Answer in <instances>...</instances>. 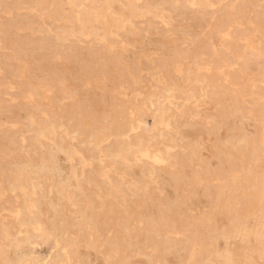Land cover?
<instances>
[{
  "label": "rangeland",
  "instance_id": "obj_1",
  "mask_svg": "<svg viewBox=\"0 0 264 264\" xmlns=\"http://www.w3.org/2000/svg\"><path fill=\"white\" fill-rule=\"evenodd\" d=\"M87 1L0 0V264H264V0Z\"/></svg>",
  "mask_w": 264,
  "mask_h": 264
},
{
  "label": "bare ground",
  "instance_id": "obj_2",
  "mask_svg": "<svg viewBox=\"0 0 264 264\" xmlns=\"http://www.w3.org/2000/svg\"><path fill=\"white\" fill-rule=\"evenodd\" d=\"M42 1H43V0H42ZM84 1H85V0H83V2H84ZM88 1H89V0H88ZM88 1H87V2H88ZM94 1H95V3H96L97 0H94ZM94 1H93V2H94ZM55 2H56V1H55ZM73 2H74V1H73ZM90 2H91V0H90ZM107 2H108V1H107ZM254 2H255V1H254ZM26 3H27V2H26ZM43 3H44V2H43ZM57 3H58V2H57ZM88 3H89V2H88ZM91 3H92V2H91ZM28 4H29V3H28ZM34 4H35V3H34ZM48 4H49V3H48ZM52 4H53V3H52ZM55 4H56V3H55ZM75 4H76V2H75ZM77 4H78V3H77ZM57 5H59V7H60V4H57ZM61 5H62V3H61ZM81 5H82V3H81ZM189 5H190V3H189ZM46 6H47V5H46ZM78 6H80V5H78ZM78 6H77V8H78ZM83 6H84V4H83ZM86 6H87V5H86ZM61 7H62V6H61ZM61 7H60V8H61ZM262 7H263V6H262ZM46 8H47V7H46ZM81 8H82V7H81ZM100 9H101V8H100ZM50 10H51V8H50ZM98 10H99V9H98ZM241 10H242V9H241ZM23 11H24V10H23ZM65 11H66V10H65ZM86 11H87V10H86ZM32 12H33V11H32ZM48 12H49V11H48ZM99 12H100V11H99ZM44 13H45V12H44ZM53 13H54V12H53ZM76 13H77V12H76ZM87 13H88V12H87ZM95 13H96V12H95ZM21 14H22V13H21ZM54 14L57 15L56 13H54ZM81 14H82V13H81ZM99 14H100V13H99ZM19 15H20V13H19ZM33 15H34V14H33ZM55 15H54V17H55ZM70 15H71V14H70ZM73 15H74V14H73ZM77 15H79V13H78ZM59 16H60V15H59ZM95 16H96V15H95ZM97 16H98V15H97ZM97 16H96V17H97ZM251 16H252V15H251ZM61 17H62V16H61ZM69 17H70V16H69ZM69 17H68V18H69ZM83 17H84V16H83ZM20 18H21V16H20ZM68 18H67V16H66V19H68ZM70 18H71V17H70ZM72 18H73V20H74V17H72ZM72 18H71V19H72ZM89 18H90V17H89ZM170 18H171V17H170ZM2 19H3V18H2ZM22 19H23V18H22ZM22 19H21V20H22ZM55 19L57 20V17H55ZM76 19H77V18H76ZM82 19H83V18H82ZM122 19H123V18H122ZM24 20H27V19H24ZM69 20H70V19H69ZM174 20H175V19H174ZM97 21H98V20H97ZM97 21H96V22H97ZM167 21H169V20H167ZM35 22H36V21H35ZM51 22H52V21H51ZM72 22H73V21H72ZM78 22H79V21H78ZM36 23L38 24V22H36ZM49 23H50V20H49ZM53 23H54V22H53ZM53 23H52V24H53ZM123 23H125V22H123ZM44 24H45V23H44ZM58 24H59V23H58ZM86 24H87V23H86ZM106 24H107V23H106ZM53 26H54V24H53ZM92 26H95V25H92ZM27 27H28V26H27ZM50 27H51V25H50ZM62 27H63V26H62ZM102 27H103V26H102ZM64 28H65V27H64ZM73 28H74V27H73ZM60 29H61V28H60ZM132 29H133V28H132ZM167 29H168V28H167ZM56 30H57V29H56ZM69 30H70V29H69ZM61 31H62V30H61ZM31 32H33V31H31ZM67 32H68V31H67ZM73 32H74V31H73ZM76 33H77V32H76ZM80 33H81V32H79V34H80ZM67 34H68V33H67ZM70 34H71V32H70ZM74 34H75V33H74ZM77 34H78V33H77ZM172 34H174V33H172ZM10 35H11V34H10ZM42 35H43V34H42ZM17 36H18V35H17ZM34 36H35V35H34ZM83 36H84V35H83ZM87 36H88V35H87ZM201 36H202V35H201ZM257 36H258V35H257ZM40 38H41V37H40ZM45 38H46V34H45ZM58 39H59V38H58ZM56 41H57V40H56ZM59 41H60V40H59ZM229 43H230V42H229ZM11 44H12V43H11ZM59 44H60V43H59ZM230 45H231V44H229V46H230ZM244 47H245V46H244ZM65 49H66V47H65ZM154 53L157 54V51L154 52ZM0 54H1V53H0ZM4 54H5V53H4ZM159 54H160V53H159ZM173 54H174V53H173ZM245 54H246V52H245ZM6 55H7V54H6ZM6 55H5L4 57H6ZM161 55H162V54H161ZM170 55H171V54H170ZM11 56H12V55H11ZM159 56H160V55H159ZM24 58H25V57H24ZM238 58H239V57H238ZM52 60H53V59H52ZM60 60H61V59H60ZM182 62H183V61H182ZM188 62H189V60H188ZM258 62H259V61H258ZM262 63H263V62H262ZM14 64H15V63H14ZM31 64H32V62H31ZM183 65H185V63H184ZM190 65H191V62H190ZM194 65H195V64H194ZM194 65H193V66H194ZM260 65H261V63H260ZM208 66H210V65H208ZM169 69H170V68H169ZM185 69H186V68H185ZM197 69H199V67H198ZM188 70H189V69H188ZM185 71H186V70H185ZM190 71H191V70H190ZM199 71H200V70H199ZM257 71H258V70H257ZM42 72H44V70H43ZM45 72H46V71H45ZM183 72H184V71H183ZM200 72H201V71H200ZM161 73H162V72H161ZM182 74H183V73H182ZM196 74H197V73H196ZM196 74H195V75H196ZM198 74H199V72H198ZM25 75H26V74H25ZM161 75H162V74H161ZM188 75H189V73H188ZM191 75H192V74H191ZM209 75H210V74H209ZM236 75H237V74H236ZM192 76H193V75H192ZM192 76H191V77H192ZM198 76H199V75H198ZM198 76H197V78H200V76H199V77H198ZM202 76H205V74H202ZM224 76H225V75H224ZM226 76H227V75H226ZM226 76H225L224 78H226ZM181 77H182V76H181ZM188 77H189V76H188ZM194 77H196V76H194ZM210 77H211V76H210ZM202 78H203V77H202ZM228 78H229V77H228ZM231 78H232V77H231ZM204 79H206V78H204ZM207 79H208V77H207ZM195 80H196V81H199L200 79L197 80V79L195 78ZM202 80H203V79H202ZM215 80H216V79H215ZM215 80H214V81H215ZM224 80H225V79H224ZM227 80H229V79H227ZM21 81H22V80H21ZM24 81H25V80H23V82H24ZM164 81H165V80H164ZM205 81H206V80H205ZM229 81H230V80H229ZM229 81H228V82H229ZM38 82H39V81H38ZM200 82H201V81H200ZM206 82H207V81H206ZM225 82H227V81H225ZM9 83H10V82H9ZM14 83H15V82H14ZM65 83H66V82H65ZM208 83H209V82H208ZM223 83H224V81H223ZM229 83H231V82H229ZM129 84H130V83H129ZM143 84H144V83H143ZM14 85H15V84H14ZM164 85H165V83H164ZM230 85H231V84H230ZM232 85H233V84H232ZM256 85H257V84H256ZM17 86H18V85H17ZM125 86H126V83H125ZM127 86H128V85H127ZM129 86H130V85H129ZM194 86H195V85H194ZM226 86H227V84H226ZM237 86H238V85H237ZM30 87H31V86H30ZM223 87H224V86H223ZM232 87H233V86H232ZM234 87H235V86H234ZM244 87H245V86H244ZM255 87H256V86H255ZM76 88H77V87H76ZM218 88L221 89L222 87L220 88V86H219ZM225 88H226V87H225ZM225 88H224V89H225ZM228 88H229V87H228ZM228 88H226V89H228ZM236 88H237V87H236ZM238 88H239V86H238ZM256 88H257V87H256ZM192 89H193V88H192ZM222 89H223V88H222ZM224 89H223V91L226 90V89H225V90H224ZM229 89H230V88H229ZM234 89H235V88H234ZM239 89H240V88H239ZM144 90H145V89H144ZM232 90H233V89H232ZM53 91H54V90H53ZM226 91H227L226 94H224V93L222 92V93L224 94V97L227 96V95L230 96V94H228V90H226ZM238 91H239V90H238ZM6 92H7V90H6ZM6 92H5V93H6ZM30 92H31V91H30ZM37 92H38V91H37ZM144 92H145V91H144ZM218 92H220V91H218ZM218 92H217V95H218ZM232 92H233V91H232ZM234 92H235V91H234ZM5 93H3V94H5ZM15 93H16V92H15ZM52 93H53V92H52ZM215 93H216V92H215ZM1 94H2V93H1ZM6 94L8 95V92H7ZM207 94H208V93H207ZM210 94H211V93H210ZM53 95H54V94H53ZM189 95H190V93H189ZM192 95L194 96V94H192ZM201 95H202V94H201ZM219 95H220V94H219ZM232 95H234V93H233ZM235 95H236V94H235ZM9 96H11V95H9ZM12 96H13V94H12ZM15 96H16V94H15ZM49 96H50V95H49ZM229 96H228V98H229ZM239 96H240V95H239ZM208 97H209V96H208ZM208 97H207V99H208ZM224 97H223V98H224ZM5 98H6V97H5ZM9 98H10V97H9ZM219 98H220V97H219ZM225 98H226V97H225ZM225 98H224V99H225ZM230 98L232 99V97H230ZM235 98H236V97H235ZM241 98H242V97H241ZM255 98H256V97H255ZM22 99H23V98H22ZM32 99H33V96H32ZM136 99H137V98H136ZM187 99H188V98H187ZM209 99H210V98H209ZM238 99H239V98H238ZM251 99H252V98H251ZM251 99H250V100H251ZM2 100H3V99H2ZM7 100H9V99H7ZM25 100H26V98H25ZM216 100H217V99H216ZM227 100H228V99H227ZM233 100H234V98H233ZM235 100H237V98H236ZM245 100H247V99L243 98V101H244V102H245ZM250 100H249V98H248V101H249V102H252V101H250ZM252 100H255V99H252ZM258 100H259V99H258ZM0 101H1V99H0ZM18 101H19V100H18ZM18 101H17V102H18ZM23 101H24V100H23ZM27 101H28V100H27ZM27 101H26V102H27ZM32 101H33V100H32ZM214 101H215V100H214ZM223 101H224V100H223ZM240 101H241V100H240ZM240 101H237V103H238V102L240 103ZM248 101H246V102H248ZM255 101H256V100H255ZM17 102H16V103H17ZM26 102H25V103H26ZM199 102H200V101H199ZM221 102H222V101H221ZM221 102H220V103H221ZM229 102H230V101H229ZM229 102H228V103H229ZM249 102H248V103H249ZM0 103H2V102H0ZM4 103H5V102H4ZM50 103H51V101H50ZM52 103H53V102H52ZM241 103H242V101H241ZM241 103H240V104H241ZM248 103H246V104H247V107L249 106ZM254 103H255V102H254ZM256 103H257V102H256ZM256 103H255V104H256ZM21 104H22V103H21ZM21 104H20V105H21ZM47 104H48V103H47ZM230 104H231V103H230ZM234 104H236V103H234ZM72 105H73V104H72ZM196 105H197V104H196ZM196 105H195V106H196ZM222 105H224V104H222ZM243 105H244V104H243ZM15 106H16V105H15ZM197 106H198V105H197ZM239 106L243 107L242 104H241V105H237V108H238ZM250 106H251V105H250ZM256 106H257V105H256ZM55 107H56V106H55ZM55 107H52V108L54 109ZM222 107H223V106H222ZM224 107H226V106H224ZM234 107H235V106H234ZM17 108H19V107H17ZM26 108H27V107H26ZM151 108H152V107H151ZM196 108H197V107H196ZM232 108H233V107H231V109H232ZM239 108H240V107H239ZM248 108H249V107H248ZM2 109H3V107H2ZM28 109H29V108H28ZM157 109H158V108H157ZM225 109H226V108H225ZM225 109H224V110H225ZM227 109H228V108H227ZM242 109H243V108H242ZM244 109H245V107H244ZM224 110H223V111H224ZM131 111H132V110H131ZM156 111H157V110H156ZM156 111H154V112H156ZM203 111H205V110H203ZM44 112H45V111H44ZM207 112H208V111H207ZM227 112H228V111H227ZM241 112H242V111H241ZM47 113H48V112H47ZM248 113H249V110H248ZM30 114L32 115V113H30ZM30 114H29V115H30ZM42 114H43V112H42ZM203 114H204V113H203ZM249 114H251V112H250ZM228 115H229V114H228ZM252 115H254V114H252ZM183 116H184V115H183ZM217 116H218V115H217ZM251 117H252V116H251ZM199 118H200V117H199ZM205 118H206V117H205ZM248 118H249V117H248ZM257 118H258V117H257ZM30 119H31V117H30ZM255 119H256V118H255ZM248 120H249V119H248ZM256 121H257V119H256ZM258 121H259V120H258ZM51 122H52V121H51ZM60 122H61V121H60ZM63 122H64V121H63ZM259 122H261V121H259ZM54 123H55V121H54ZM142 123H143V122H142ZM170 124H171V123H170ZM260 124H261V123H260ZM63 125H64V124H63ZM71 125H72V124H71ZM140 125H144V124H140ZM263 125H264V124H263ZM150 126H151V125H150ZM256 126H257V125H256ZM63 127H64V126H63ZM112 127H113V126H112ZM257 127H258V126H257ZM257 127H256V129H257ZM165 128H166V127H165ZM63 129H64V128H63ZM179 129H180V127H179ZM185 129H187V128L185 127ZM262 129H263V128H262ZM109 130H110V129H109ZM111 130H112V128H111ZM138 130H139V129H138ZM180 130H181V129H180ZM52 131H53V130H52ZM54 131H55V130H54ZM177 131H178V129H177ZM256 131H257V130H256ZM263 132H264V130H263ZM73 133H76V132H73ZM102 133H103V132H102ZM181 133H182V132H181ZM181 133L178 132V134H181ZM94 134H95V133H94ZM110 134H111V133H110ZM113 134H114V133H112V135H113ZM55 135H56V134H55ZM124 135H125V134H124ZM175 135H176V132H175ZM92 136H93V135H92ZM105 136H106V135H105ZM110 136H111V135H110ZM0 137H1V136H0ZM118 137H119V136H118ZM126 138H127V137H126ZM130 138H131V137H130ZM140 138H141V137H140ZM140 138H139V139H140ZM179 138H180V137H179ZM182 138H183V137H182ZM185 138H186V137H185ZM88 139H90V138L88 137ZM110 139H111V138H110ZM105 140H106V139H105ZM185 140H187V139H185ZM108 141H109V139H108ZM110 141H111V140H110ZM110 141H109V142H110ZM120 141H121V140H120ZM120 141H119V142H120ZM111 142H112V141H111ZM117 142H118V140H117ZM124 142L126 143V141H124ZM194 142H195V141H194ZM120 143H121V142H120ZM127 143H128V142H127ZM132 143H133V142H132ZM105 144H106V143H105ZM123 144H124V143H123ZM129 144H131V143L129 142ZM187 144H188V143H187ZM115 145H117L116 142H115ZM120 145H121V144H120ZM136 145H137V144H136ZM263 145H264V143H263ZM121 146H123V145H121ZM126 146H127V145H125V148H126ZM128 146H129V145H128ZM133 146H134V145H133ZM133 146H132V147H133ZM189 146H190V145H189ZM196 146H197V144H196ZM118 147H119V146H118ZM194 147H195V146H194ZM46 149H47V148H46ZM107 149H108V148H107ZM111 149H112V145H111ZM111 149H109V150L111 151ZM123 149H124V148H123ZM185 149H186V148H185ZM113 150H114V147H113ZM119 150H120V149H118V151H119ZM124 150H125V149H124ZM187 150H188V149H187ZM193 150H194V149H193ZM120 151H122V150H120ZM196 151H199V148H197ZM111 152H112V151H111ZM113 152H114V151H113ZM190 152L193 153L194 151H190ZM120 153H121V152H120ZM142 154H143V153H142ZM193 154H194V153H193ZM258 154H259V153H258ZM260 154H261V153H260ZM196 155H197V153H196ZM196 155H194V156L197 157ZM114 157H115V156H114ZM187 157H188V156H187ZM189 157H190V156H189ZM121 158H122V157H121ZM197 159L199 160L200 158H197ZM197 159H196V160H197ZM175 160L177 161V157L175 158ZM181 163H182V162H181ZM100 164H101V162H100ZM182 164H183V163H182ZM100 166H101V165H100ZM181 166H184V165H181ZM102 167H103V165H102ZM184 168H185V167H184ZM263 168H264V167H263ZM146 169H147V168H146ZM176 169H178V168H176ZM252 170H254V169H252ZM261 171H262V170H261ZM148 173H149V172H148ZM230 176H231V175H230ZM177 177H179V176H177ZM176 179H177V178H176ZM131 181H132V180H131ZM182 181H183V180H182ZM213 181H214V180H213ZM134 182H135V181H134ZM212 183H215V182H212ZM135 184H137V183L135 182ZM200 184H201V183H200ZM205 186H206V185H205ZM48 188H49V187H48ZM205 190H206V189H205ZM205 190H204V191H205ZM226 202H227V200H226ZM222 205H223V204H222ZM140 209H141V208H140ZM140 209H139V211H141ZM182 209H183V208H182ZM196 209H197V208H196ZM200 209H201V208H200ZM261 211H262V210H261ZM261 211H260V212H261ZM219 212H220V211H219ZM232 212H233V211H232ZM250 212H251V211H250ZM230 213H231V211H230ZM252 215H254V214H252ZM252 215H251V217H252ZM255 216H256V215H255ZM255 216H254V217H255ZM257 216H259L258 213H257ZM257 216H256V217H257ZM261 216H264V214L262 215V213H261ZM245 217H246V216H245ZM254 217H252V219H255L254 221L258 220V218H259V217H257V219H256V218H254ZM246 218H247V217H246ZM259 219H260V218H259ZM261 219H264V218L261 217ZM261 219H260V220H261ZM248 220H250V217H248ZM248 220H247V222H248ZM245 221H246V220H245ZM262 221H263V220H262ZM245 223H246V222H245ZM245 223H244V225H245ZM250 223L252 224V222H250ZM213 224H214V223H213ZM237 224H238V223H237ZM240 224H241V223H240ZM255 224H257V222L254 223V226H252V225L248 226V225H247V226L249 227V230H250V228H252V227H257ZM244 225H242V226H244ZM263 226H264V224H263ZM259 227H261V229L263 228L262 226H259ZM222 228H223V227H222ZM230 228H231V227H230ZM239 228H240V227H239ZM245 228H246V225H245ZM245 228H244V229H245ZM252 229H254V228H252ZM216 230H217V229H216ZM242 230H243V229H242ZM256 230H257V229H256ZM238 231H239V230H238ZM247 231H248V230H247ZM248 232H249V231H248ZM175 235H176V234H175ZM259 240H260V239H259ZM261 243H262V242H261ZM239 244H240V243H239ZM240 246H241V245H240ZM204 248H205V247H204ZM241 249H242V248H241ZM171 253H172V252H171ZM217 259H218V258H217ZM217 263H218V262H217Z\"/></svg>",
  "mask_w": 264,
  "mask_h": 264
}]
</instances>
